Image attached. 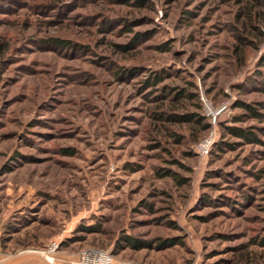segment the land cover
Wrapping results in <instances>:
<instances>
[{"label":"rangeland","instance_id":"374dc122","mask_svg":"<svg viewBox=\"0 0 264 264\" xmlns=\"http://www.w3.org/2000/svg\"><path fill=\"white\" fill-rule=\"evenodd\" d=\"M137 1L0 0L4 264H264V0Z\"/></svg>","mask_w":264,"mask_h":264},{"label":"trees","instance_id":"16d2710c","mask_svg":"<svg viewBox=\"0 0 264 264\" xmlns=\"http://www.w3.org/2000/svg\"><path fill=\"white\" fill-rule=\"evenodd\" d=\"M137 5L139 6H143L144 4L141 1H137L136 2ZM51 44L55 47H63V48H70L72 47L71 42H69L68 40H63V39H59V38H55L52 39ZM158 79V78H157ZM158 81V80H157ZM184 98H195L193 94H184V93H178L176 96V99L181 100ZM240 108L244 109L245 111L250 113V117L253 118H259L262 115L257 112V110H255L250 104H245V103H239L237 104ZM166 121L168 122H172V123H179V124H188V125H195L197 127L200 128V131L202 132H207L208 129L210 128L209 124L206 123V119L201 116V114H194V113H186V114H171L166 116ZM243 121L242 117L237 116L235 118V123L236 122H240ZM227 132L240 140L243 141H247V142H256L259 143V139L253 134L254 132H252L251 130H249V128H242V127H237V126H229L226 128ZM229 149H234V147L237 144H225ZM219 149H221V151L224 150V148L221 145H218ZM64 153H71L68 150H63ZM167 176H172V173H166L163 174V177H167ZM181 185L186 183L185 178H181L178 181ZM125 241L127 242L128 245H130V247L134 250H141L143 248L148 247V243L145 241H139V240H135L133 238L130 237H126ZM155 244L158 248L160 249H164V248H168L171 247L173 245H175V241H171V240H162V239H158L155 241Z\"/></svg>","mask_w":264,"mask_h":264},{"label":"built area","instance_id":"2783aa9c","mask_svg":"<svg viewBox=\"0 0 264 264\" xmlns=\"http://www.w3.org/2000/svg\"><path fill=\"white\" fill-rule=\"evenodd\" d=\"M203 103L206 106V111H207V117L211 121V123H215L216 121V116L218 114V111L212 110L210 108V104L205 100L202 99ZM214 138H213V133L211 132L207 137L202 139L199 144L197 145V151L200 155H208L213 144H214ZM58 247L57 243H52L51 244V249L54 250ZM94 252V257H92V254ZM83 259L85 260L86 264H112L113 258L111 255L107 253H99L98 251H92L89 254L85 255Z\"/></svg>","mask_w":264,"mask_h":264},{"label":"crops","instance_id":"0c3cea01","mask_svg":"<svg viewBox=\"0 0 264 264\" xmlns=\"http://www.w3.org/2000/svg\"><path fill=\"white\" fill-rule=\"evenodd\" d=\"M1 262H2V260L0 261V264H4L3 262L2 263ZM26 262H27V264H34L35 261H33V259L29 256V257H27ZM11 264H20L19 258H16V257L12 258Z\"/></svg>","mask_w":264,"mask_h":264}]
</instances>
